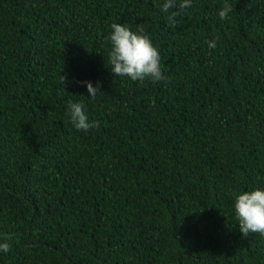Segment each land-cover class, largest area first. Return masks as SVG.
Segmentation results:
<instances>
[{
  "label": "trees",
  "instance_id": "16d2710c",
  "mask_svg": "<svg viewBox=\"0 0 264 264\" xmlns=\"http://www.w3.org/2000/svg\"><path fill=\"white\" fill-rule=\"evenodd\" d=\"M224 2L0 0V264H264L234 209L264 188V0ZM113 23L167 81L115 76Z\"/></svg>",
  "mask_w": 264,
  "mask_h": 264
},
{
  "label": "clouds",
  "instance_id": "9594fccd",
  "mask_svg": "<svg viewBox=\"0 0 264 264\" xmlns=\"http://www.w3.org/2000/svg\"><path fill=\"white\" fill-rule=\"evenodd\" d=\"M191 7V0H164L161 10L168 13L175 9L167 17L173 24L176 18L186 9ZM234 10V4L225 0L219 11L220 19H227L229 13ZM112 31L106 39L110 41L111 49L108 53L109 64L115 76L128 77L132 81H144L150 79L153 82L167 81L161 66V56L158 49L152 44L148 35L144 34L143 28L136 31L130 26L121 23H113ZM209 48L216 47V41L208 42ZM65 83V77L63 76ZM90 97L98 94V88L90 81H84ZM69 117L72 124L79 130L88 131L99 128L96 120H90L81 103H70L68 105ZM235 215L241 234L248 237L251 233L264 235V188H256L252 191H244L235 196ZM12 236L7 234L4 241L0 242V252L10 251Z\"/></svg>",
  "mask_w": 264,
  "mask_h": 264
}]
</instances>
